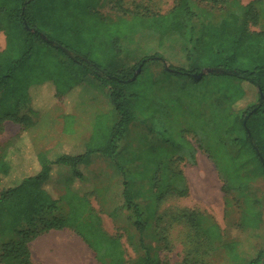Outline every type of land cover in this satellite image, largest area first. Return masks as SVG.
<instances>
[{"label":"rangeland","instance_id":"1","mask_svg":"<svg viewBox=\"0 0 264 264\" xmlns=\"http://www.w3.org/2000/svg\"><path fill=\"white\" fill-rule=\"evenodd\" d=\"M113 1L115 9L108 5L109 0L31 3L37 29L43 32L40 37L45 40V33L57 43L52 46L74 58L77 67H71L68 76L64 71L55 72L54 86L47 83L30 89L33 109H41L33 117L34 125L22 131L21 126L5 122L0 127V145L24 135L35 152L49 158L62 155L64 148L82 145L77 142L102 131L105 124L112 125L118 115L108 88L78 68L87 67V62L107 74L124 68L131 77L122 84L131 120L115 144V155L91 154L80 176L65 167L72 182L62 184L56 183L59 166L54 180L45 187L50 193L63 192L67 198H71V188L86 192L77 199V203H87L80 222L66 219V225H87L81 230L90 235L81 238L96 255L98 262L93 264L105 263L104 249L115 242L116 259L123 264L140 258L144 250L157 264H248L264 251V114L251 115L254 107H260L259 89L234 78L240 77L235 72L247 64L223 69L219 55L218 62L205 58L197 72L191 66L201 64L199 39L207 28L232 16L242 17L250 5L257 20L248 23L247 31L264 32V0H229L224 5L185 0L189 11L177 18L182 20L179 27L157 23L156 31L149 27L155 26L153 22L171 20L170 10L180 0ZM4 48L5 37L0 32V51ZM171 68L191 70L192 75L178 77ZM261 86L264 91V84ZM80 152L83 150L74 154ZM13 162L18 163V157ZM171 172L182 179L172 180ZM123 182L138 216L126 208ZM60 207L52 213L55 218H64L69 212L66 203ZM182 214H190L192 222ZM257 224L260 229H250ZM211 226L219 229L220 240L209 235ZM95 230L106 238H98ZM16 238L17 234L0 225V252L4 243ZM108 238L114 243L105 240ZM205 250L208 254L203 257ZM258 264H264V257Z\"/></svg>","mask_w":264,"mask_h":264},{"label":"trees","instance_id":"2","mask_svg":"<svg viewBox=\"0 0 264 264\" xmlns=\"http://www.w3.org/2000/svg\"><path fill=\"white\" fill-rule=\"evenodd\" d=\"M33 1L0 0V32L5 37V48L0 51V127L5 122H10L21 126L22 131L34 125L33 117L36 112L41 110L33 109L30 89L41 87L47 83L53 85L55 72L64 71L68 76L71 67L76 65V62H73L74 58L65 57L63 53L40 37L43 32L37 29L39 26L38 18L31 13L30 8ZM180 1L170 10L174 15L171 20L153 22L155 26L149 28L156 31L157 23H167L169 28L177 29L182 21L177 20V18L181 15L185 16L189 11L186 1ZM201 1H209L212 5H224L229 0ZM116 4L113 0L108 2V5L114 9ZM256 20L257 16L250 5L242 17L232 16L217 27H208L199 39V46L203 53L198 59L201 64L200 66L198 64L191 66L192 72H197V70L202 69L201 66L205 63V58H209L210 61H217L219 55L220 66L223 69L226 66L237 64L240 67L239 64H247L245 69L241 67L240 72H235L240 77L234 78L249 81L257 87L259 100L260 93L263 96L260 107H254L256 110L252 112L253 108L251 115L257 111H262L264 114V91L261 86L264 84V32L249 33L247 31L248 23L255 24ZM44 37L53 42L45 33ZM53 43L57 45V43ZM55 53L63 57V60H60ZM157 58L160 59V56ZM221 59H223V63ZM87 63V67L78 69L91 75L99 84L108 88L109 99L118 119L112 125L105 124L102 131L96 130L92 133L86 144L64 148V153L54 161L48 160L46 155L41 152H35L32 146L27 143L24 135L18 134L0 145V225H3L7 232L17 234L16 239L3 244L0 252V264H29L27 245L37 232L35 227L47 222V218L50 220L45 226L43 225V229H61L66 225L65 217L55 218L52 216V213L59 209L56 206L57 202L45 189L54 180L56 168L65 166L70 168L72 175L80 176L79 171L87 165L91 154L113 158L116 153L115 144L122 137L125 127L131 120V114L122 90L124 81L131 78L130 73H126L124 68L118 67L116 74H107L93 63ZM171 70L178 77H191L192 75L191 70L185 71L177 68H171ZM55 92L58 93L56 89ZM245 137L248 141V136ZM80 149L83 150L82 153L74 154ZM14 157H18V163L13 162ZM169 176L172 180L174 177L182 179L181 175L175 174L173 176L172 172ZM167 182L168 180L161 190L162 193L166 190ZM122 186V196L126 208L133 210L138 216L137 206L131 202L126 182H123ZM174 189L180 188L175 187ZM86 204L78 202L73 205L69 219L73 222H80L79 216L83 211L86 212ZM181 217H186L187 220L192 218V216L190 218V214H182ZM189 222L191 223L192 220ZM135 224L140 225L139 222H135ZM83 226L87 227L86 224H82L81 227L76 226L75 232L79 233L80 237H89L90 234H85V230H81ZM139 229L141 230V228ZM208 231L214 241L221 239L219 229L216 226H211ZM95 232L99 237L92 235L93 238L105 237L99 230H95ZM105 240L111 241L109 238ZM112 243L114 240L110 242V244ZM117 248V242L112 245V248H105L107 261L99 263L123 264L121 259H116ZM107 250L111 252L109 253ZM207 254L208 250H205L202 255L206 257ZM149 255V252L144 250L143 256L130 264H157V260L150 258ZM262 257H264V251H260L248 264H258Z\"/></svg>","mask_w":264,"mask_h":264},{"label":"crops","instance_id":"3","mask_svg":"<svg viewBox=\"0 0 264 264\" xmlns=\"http://www.w3.org/2000/svg\"><path fill=\"white\" fill-rule=\"evenodd\" d=\"M90 136L91 135L89 134V137L86 138L83 143H77L82 145L86 144L89 141ZM59 156L60 153L54 158L46 157L48 160L54 161ZM88 167H92V165ZM66 168L65 166H60L58 168L59 175L57 176L56 183L62 184L66 183V181L72 182V180H69L71 175L68 170L69 168ZM90 177L93 178L94 175H90ZM98 177L99 176L96 178L98 182H103V179ZM89 183H91V181H89ZM74 189H69L71 198L63 197V192L58 193L55 191L54 193H50L52 199L57 202L56 206L58 209L61 208V204L66 203L67 209H69V212L65 217L67 220L70 218L71 208L77 203V199L83 198L82 196L86 194V192ZM260 227L261 226H258L257 224L250 229L258 230ZM43 228V225L35 227L37 232L27 245L29 264H93L94 261L98 262L95 259V254L88 249L82 238L75 232V225L73 223L71 225H65L61 229Z\"/></svg>","mask_w":264,"mask_h":264},{"label":"water","instance_id":"4","mask_svg":"<svg viewBox=\"0 0 264 264\" xmlns=\"http://www.w3.org/2000/svg\"><path fill=\"white\" fill-rule=\"evenodd\" d=\"M44 41L47 42V43H49V44H51V45H54L53 42H50V41H48V40H46V39H45ZM210 72H211V73H214V74H230V73L233 74V75L236 74V73L234 74L233 72L221 71V70H211ZM200 76H201V74H199L197 77H200ZM262 100H263V96H262V94L260 93V100H259V101H260V102H259L260 104H261V101H262ZM260 104H259V106H260Z\"/></svg>","mask_w":264,"mask_h":264}]
</instances>
